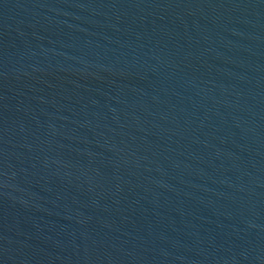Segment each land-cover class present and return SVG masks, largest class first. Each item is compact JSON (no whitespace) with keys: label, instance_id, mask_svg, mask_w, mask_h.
<instances>
[{"label":"water","instance_id":"95a60500","mask_svg":"<svg viewBox=\"0 0 264 264\" xmlns=\"http://www.w3.org/2000/svg\"><path fill=\"white\" fill-rule=\"evenodd\" d=\"M0 264H264V0H0Z\"/></svg>","mask_w":264,"mask_h":264}]
</instances>
